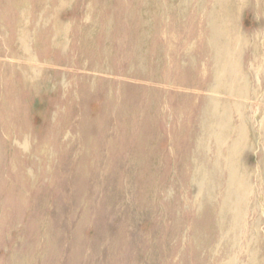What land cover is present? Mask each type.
<instances>
[{"label":"rangeland","instance_id":"374dc122","mask_svg":"<svg viewBox=\"0 0 264 264\" xmlns=\"http://www.w3.org/2000/svg\"><path fill=\"white\" fill-rule=\"evenodd\" d=\"M256 1L236 21L244 47L235 90L245 100L204 88L216 67L201 33L212 0H0V264H264ZM234 139L232 162L255 198L238 215L230 200L219 222L199 198L212 183V197L222 196V152Z\"/></svg>","mask_w":264,"mask_h":264},{"label":"bare ground","instance_id":"6f19581e","mask_svg":"<svg viewBox=\"0 0 264 264\" xmlns=\"http://www.w3.org/2000/svg\"><path fill=\"white\" fill-rule=\"evenodd\" d=\"M68 1V0H67ZM183 1H186V0H183ZM211 1V0H210ZM241 1H243L242 2V4H241ZM245 1L246 0H212V3H210V4H213L214 5V9H212V12L210 13L209 11V13H207V15H206V17L205 16H203V17H205V20L202 22V31H201V33H202V35H203V37H204V39H205V46H206V53H207V55L210 57V59H212V62H214L215 63V65H216V67H215V69H213L215 72V74L213 73V70H212V72H211V77H212V79L209 81L210 83H208V84H206V87H204L205 89H207V90H211V91H213L214 93L216 92V93H221V94H224V96H226L225 94H227V96L229 95V96H236V98H237V96L238 97H245V100H248V99H250V98H248V99H246L247 98V96L246 95H244V92H238V91H236L235 89H236V87L238 88V86L240 87V84H242V82H243V77L238 73V70H239V68H240V66H239V64L237 63V57H238V54H239V52L241 51V49L244 47V44H242L241 43V41H242V38H243V36L238 32V28H237V26H236V21H237V15L239 14V12H240V10H241V8H242V6H244L245 4H247V3H245ZM257 1H259L258 2V5H259V3H260V5H259V12L260 13H262V14H264V0H257ZM257 1H256V3H257ZM65 3H66V1H65ZM69 3H70V1H69ZM69 3H68V5H69ZM189 3H190V0H189ZM188 3V4H189ZM196 3H197V1H196ZM62 4V3H61ZM186 4V3H185ZM201 3H199V5H200ZM63 5H64V7H65V4H64V1H63ZM67 5V4H66ZM67 5V6H68ZM198 5V6H199ZM205 5V4H204ZM207 5H209V3L207 4ZM179 6V5H178ZM181 6V5H180ZM187 6V5H186ZM189 6V5H188ZM195 6V5H194ZM61 7H63L62 5H61ZM61 7H58L57 9H59V8H61ZM63 7V8H64ZM200 7V6H199ZM209 7V6H208ZM178 8V7H177ZM185 8V7H184ZM189 8V7H188ZM204 8V7H203ZM62 9V8H61ZM180 9V8H179ZM185 10H186V8H185ZM195 10V9H194ZM198 10V9H197ZM199 10H201V9H199ZM205 10V9H204ZM193 11V10H192ZM55 12V11H54ZM168 12H170V10L168 9ZM185 12V11H184ZM201 12H202V10H201ZM205 12V11H204ZM51 13V12H50ZM55 14V13H54ZM180 14V16H181V14H182V11L180 12H177V15H179ZM184 14V13H183ZM203 15V13L201 14V16ZM21 16V15H20ZM58 16V15H57ZM38 17V16H37ZM43 18V17H42ZM47 18V17H46ZM40 19V18H39ZM54 19H55V17H54ZM178 19V18H177ZM180 19H182V18H180ZM197 19V18H196ZM56 20V19H55ZM54 20V21H55ZM105 24V23H104ZM59 25V24H58ZM242 25V24H241ZM55 26V25H54ZM108 26V25H107ZM260 26V25H259ZM41 27V26H40ZM45 27V26H44ZM57 29V28H56ZM51 30V29H50ZM55 32H56V30H55ZM108 34V33H107ZM19 36V35H18ZM28 36V35H27ZM146 38V37H145ZM20 40V39H19ZM249 40H250V37H249ZM263 42H264V40H262ZM251 42V41H250ZM23 43V42H22ZM247 43V42H246ZM250 44V43H249ZM248 44V45H249ZM254 44V43H253ZM256 44V43H255ZM262 44V43H261ZM247 45V44H246ZM250 46V45H249ZM256 46V45H255ZM262 46V45H261ZM156 47H158V46H156ZM251 47H252V45L250 46V49H251ZM264 47V46H263ZM262 48V47H261ZM248 49H249V47H248ZM253 49H255V48H253ZM259 50V49H258ZM264 50V49H263ZM186 51V50H185ZM252 51H254V50H252ZM143 52V51H142ZM247 52V51H246ZM232 55H231V54ZM258 53V52H257ZM257 53H255V55H258ZM26 54H24V56H25ZM260 55V54H259ZM263 55V54H262ZM249 56V55H248ZM247 56V57H248ZM251 58V57H250ZM258 58V57H257ZM262 58V57H261ZM23 59V58H22ZM255 59V58H254ZM263 59H264V57H263ZM251 60V59H250ZM262 60V59H261ZM211 61V60H210ZM249 61V60H248ZM260 61V60H259ZM250 63H252L251 61H250ZM148 64V63H147ZM201 64V63H200ZM260 64V63H259ZM258 65V64H257ZM260 66V65H259ZM262 67H263V65H261ZM261 66H260V68H261ZM100 67V66H99ZM248 67V66H247ZM146 68V67H145ZM229 68H231L232 70H234L233 72H235V74H234V76L232 77V78H230V79H227L228 77H227V75H228V73H227V71H228V69ZM249 68V67H248ZM21 69V68H20ZM100 69V68H99ZM244 69V68H243ZM39 70V69H38ZM86 70V69H85ZM210 70V69H209ZM29 71H30V69H29ZM246 71V70H245ZM257 71V70H256ZM261 71V70H260ZM259 71V72H260ZM210 72V71H209ZM247 72V71H246ZM245 72V73H246ZM264 72V71H263ZM123 73V72H122ZM263 74V73H262ZM243 75H244V73H243ZM249 75H250V73H249ZM264 75V74H263ZM260 76V75H259ZM264 77V76H263ZM245 78H246V76H245ZM173 79V78H172ZM262 79V78H261ZM246 80V79H245ZM40 81V80H39ZM250 81V80H249ZM263 81V80H262ZM261 82V81H260ZM264 82V81H263ZM251 83V82H250ZM243 84H245V83H243ZM181 85V84H180ZM261 85V84H260ZM259 85V86H260ZM243 86V85H242ZM248 86H249V84L247 85V88H248ZM253 86V85H252ZM245 87H246V85H245ZM254 88V87H253ZM239 89V88H238ZM237 89V90H238ZM241 89H242V87H241ZM244 90H245V88H244ZM243 90V91H244ZM252 90V89H251ZM254 90V89H253ZM250 91V90H249ZM257 91V90H256ZM251 92H253V91H251ZM250 92V93H251ZM153 93V92H152ZM263 93V92H262ZM209 94H212V92H210ZM245 94H247V92L245 91ZM156 95V94H155ZM216 95V94H215ZM214 94H213V96H215ZM255 95H257V94H255ZM258 95H259V93H258ZM221 96H223V95H221ZM223 96V97H224ZM253 97H255V96H253ZM259 97V96H258ZM263 97V96H262ZM218 98V97H217ZM222 98V97H221ZM234 97H232V99H233ZM208 99V98H207ZM211 99V98H210ZM229 99V98H228ZM240 99V98H239ZM212 100V102L214 101L215 102V100H213V99H211ZM218 100V102H219V100H221V99H217ZM223 100H226V97L225 98H223ZM256 100V99H255ZM260 100V99H259ZM258 100V101H259ZM210 101V100H209ZM252 101H253V99H252ZM262 101V100H261ZM264 101V100H263ZM233 102V101H232ZM256 102V101H255ZM211 103V102H210ZM224 103H225V105H226V103H227V100L226 101H224ZM236 103V102H235ZM244 103H246V102H244ZM260 103V102H259ZM259 103H258V106H259ZM264 103V102H263ZM218 104V103H217ZM220 104H222V103H220ZM249 104V103H248ZM211 105H212V103H211ZM214 105V104H213ZM229 105H231V104H229ZM204 106H206V105H204ZM237 105H235L234 107H236ZM243 103H242V108H243ZM250 106V105H249ZM252 106V105H251ZM209 107H211V106H209ZM214 107V106H213ZM215 107H216V105H215ZM221 107H223V105L221 106ZM226 108H228V104H227V107H225V108H222L221 110L223 111L224 109H226ZM245 108V107H244ZM243 108V109H244ZM259 108V107H258ZM206 109H208L207 108V106H206ZM210 109H212V108H210ZM230 109V108H229ZM246 109V108H245ZM227 110V109H226ZM226 110H224L223 112H225ZM237 110V109H236ZM262 110V109H261ZM153 111V110H152ZM202 111V110H201ZM219 111V110H218ZM218 111H217V113H218ZM228 112L230 111V110H227ZM227 111H226V113H227ZM259 111H260V108H259V110H258V113H259ZM203 112H204V110H203ZM210 112V111H209ZM213 112V111H212ZM202 112H200V114H201ZM206 114L208 113V111L207 112H205ZM203 114V115H206V114ZM213 113H215V112H213ZM220 113H222L221 111H220ZM220 113H219V115H220ZM231 113H233V112H231ZM243 113H244V111H243ZM242 113V114H243ZM246 114H247V111L245 112ZM261 113H262V111H261ZM223 114V113H222ZM238 114V113H237ZM241 114V115H242ZM248 114H249V112H248ZM248 114H247V116H248ZM225 115V114H224ZM227 115L229 116L230 115V113L228 114L227 113ZM207 116V115H206ZM208 116H209V113H208ZM212 116H213V114H212ZM239 116V115H238ZM210 117V116H209ZM225 117V116H224ZM242 117V116H241ZM244 117V116H243ZM213 118V117H212ZM216 118H217V116H216ZM215 118V119H216ZM221 118H222V116H221ZM220 118V119H221ZM226 118V117H225ZM224 118V119H225ZM234 118H237V117H234ZM239 118V117H238ZM248 118V117H247ZM252 118V117H251ZM204 119V118H203ZM208 119V118H207ZM210 119V118H209ZM223 119V118H222ZM221 119V120H222ZM227 119V118H226ZM225 119V120H226ZM231 119V118H230ZM258 119V118H257ZM250 120V119H249ZM249 120L247 121V122H249ZM204 121H206V119L204 120ZM203 121V122H204ZM209 121V120H208ZM210 121H211V119H210ZM215 121V120H214ZM213 121V122H214ZM217 121H218V119H217ZM244 121V120H243ZM257 121V120H256ZM202 121H201V123H203ZM224 122V121H223ZM228 122V121H227ZM229 122H232V121H229ZM251 122V121H250ZM210 123V122H209ZM211 123H212V121H211ZM218 123V122H217ZM240 123H242V122H240ZM262 123H264V122H262ZM199 124V123H198ZM222 124V123H221ZM220 124V125H221ZM228 124H230V123H228ZM236 124H239V123H236ZM235 124V125H236ZM243 124V123H242ZM242 124H240V125H242ZM250 124V123H249ZM202 125V124H201ZM201 125H200V127H201ZM206 125H208V124H206ZM210 125V124H209ZM212 125V124H211ZM218 125V124H217ZM219 125V126H220ZM230 125H232V124H230ZM213 126V125H212ZM218 126V127H219ZM223 126V125H222ZM222 126L221 127H219V129L221 130V128H222ZM250 126V125H249ZM254 126V125H253ZM262 126V125H261ZM216 127V126H215ZM226 127H228L227 126V123H226ZM236 127V126H235ZM263 127V126H262ZM202 128H205V127H203L202 126ZM209 128H210V126H208V130H209ZM241 130H240V129ZM239 128L237 129V130H239V131H242V128H241V126H239ZM250 129H251V127H249ZM225 129V128H224ZM230 129H232V128H230ZM234 129V128H233ZM260 129V128H259ZM203 130H205V129H203ZM207 130V131H208ZM254 130V129H253ZM206 131V132H207ZM225 131H227V130H225ZM232 131V130H231ZM234 131H236V130H234ZM238 131V132H239ZM256 131H258V130H256ZM262 131H263V129H262ZM216 132V131H215ZM214 132V133H215ZM219 132V131H218ZM222 132H223V130H222ZM230 132V131H229ZM244 132H245V130H244ZM248 132V131H247ZM205 133V132H204ZM208 133H210V130H209V132ZM213 133V132H212ZM211 133V134H212ZM221 133V132H220ZM224 133V132H223ZM222 133V134H223ZM233 133V132H232ZM240 133V132H239ZM238 133V134H239ZM249 133V132H248ZM247 133V136L249 137V134ZM252 133V132H251ZM255 133V132H254ZM253 133V134H254ZM257 133V132H256ZM217 134V133H216ZM221 134V135H222ZM226 134V133H225ZM242 134V133H241ZM205 135V134H204ZM207 135V134H206ZM209 135V134H208ZM207 135V136H208ZM221 135H219V136H221ZM233 135H234V133L232 134V135H230V136H232L233 137ZM242 135H244V133L242 134ZM218 136V137H219ZM228 136V135H227ZM236 136H237V134H236ZM240 136V135H239ZM254 136V135H253ZM209 137H211V135L209 136ZM213 137V136H212ZM217 137V138H218ZM222 137V136H221ZM223 137H225V136H223ZM232 137H231V139H232ZM244 137V136H243ZM200 138V137H199ZM205 138V137H204ZM208 138V137H207ZM206 138V139H207ZM241 138V139H240ZM250 138V137H249ZM252 138V137H251ZM253 138H255V137H253ZM202 139V138H201ZM212 139H214V138H212ZM219 139V138H218ZM222 140H223V138H221ZM238 139H240L239 141H241L242 140V136L241 137H239ZM198 140V139H197ZM200 140V139H199ZM198 140V141H199ZM225 140H226V138H225ZM229 140V139H228ZM246 140H248V139H246ZM197 141V142H198ZM216 141H219V140H215V142ZM239 141H235V139L234 140H232L231 142H229L228 143V145L227 146H225L223 149V152H222V156L224 157V163H223V165H224V167H226L225 169L227 170V172H225L224 174H226V176L225 177H228V179H226L225 177V179L227 180H225V183L227 182V185H226V187H225V189H224V191H220L221 193H222V196H219V193H216V195L214 196V197H212V194H213V190H212V186L215 184V183H212L213 185H211V187H210V189L208 188V187H206L207 185H210V184H207V182H206V184L207 185H205V188H204V190H203V193L201 194L202 196L199 198V197H197V199L199 198V200H200V203H201V205H202V207H204L205 209H209L210 211H211V214H212V216L213 217H215V219H219L220 217L222 218V217H226L227 216V214H226V212H227V209H228V207L230 206V207H232L231 206V201H232V199H233V209L235 210V211H237V212H235V214L237 213V215H238V213L240 212V210H242L241 208L242 207H245V205H252L251 203L253 202V199L255 198V196L253 195V192L254 191H247V193L245 192L247 189H248V187H249V185H244L243 183H244V178H243V180L242 179H240V173H238L237 171V168L239 167V166H235L234 165V163H235V160H234V162H232V155L234 154V155H236L235 154V151H239V149H241V148H238L239 146H240V144H239ZM244 141V140H243ZM248 141H250V140H248ZM252 141V140H251ZM250 141V143H252ZM196 142V141H195ZM200 142L201 141H199L198 143H199V145L200 146H202V144H200ZM220 142V141H219ZM219 142L218 143H215V145L216 144H219ZM242 142V141H241ZM206 143L208 144V142H207V140H206ZM221 143V142H220ZM226 143V142H225ZM245 143H246V141H245ZM263 143V142H262ZM207 144H204V142H203V146L202 147H204L205 145H207ZM211 144V143H210ZM209 144V145H210ZM212 144H213V141H212ZM196 145H197V143H196ZM214 145V144H213ZM220 145V144H219ZM245 145V144H244ZM249 145V144H248ZM252 145V144H251ZM254 145V144H253ZM261 145H264V143L263 144H261ZM215 147V146H214ZM216 147H218V146H216ZM243 147V146H242ZM247 147V146H246ZM194 148V147H193ZM205 148H206V146H205ZM220 148L222 149V146H220ZM244 148V147H243ZM253 148V147H252ZM264 148V147H263ZM212 150V149H211ZM216 150V149H215ZM195 151V153L197 152V150H194ZM193 151V152H194ZM221 151V150H220ZM218 152V151H217ZM200 153V152H199ZM203 153V152H202ZM201 153V154H202ZM215 154H216V152H214ZM213 153V154H214ZM239 153V152H238ZM212 154V153H211ZM218 155H220V154H218ZM192 157V156H191ZM217 157V156H216ZM234 157H236V156H234ZM262 158H263V156H261ZM211 159V158H210ZM226 159V160H225ZM236 159V158H235ZM245 159V158H244ZM259 159V158H258ZM264 159V158H263ZM193 160V161H192ZM219 160V159H218ZM190 161H192L193 163H194V159H191ZM225 161H226V164H229V165H226L225 164ZM237 161V160H236ZM213 163H215V161L213 160ZM213 163H211V164H213ZM218 164H219V162H217ZM222 163V162H221ZM245 163V162H244ZM261 163V162H260ZM192 164V163H191ZM239 164V163H238ZM262 164V163H261ZM200 165V164H199ZM220 165V164H219ZM260 165V164H259ZM263 165V164H262ZM198 166V165H197ZM201 166H202V164H201ZM194 167H196V166H194ZM263 167V166H262ZM198 168H199V166H198ZM195 168H193V170H194ZM200 169V168H199ZM202 169H204V168H202ZM223 169V168H222ZM240 169V168H239ZM261 169V168H260ZM196 170V169H195ZM194 170V171H195ZM209 170V169H208ZM224 170V169H223ZM221 171L222 173V175L221 174H219L218 173V177H216L217 179H214V180H216L217 181V183L220 181V183L222 182V181H224V179H222V177H223V172L224 171ZM198 171V170H197ZM196 171V172H197ZM204 171V173H205V169L203 170ZM207 171V170H206ZM218 171V170H217ZM240 171H241V169H240ZM261 171H262V169H261ZM214 172V171H213ZM207 173V172H206ZM252 173V172H251ZM259 173H260V171H259ZM263 173V172H262ZM191 174H193V171H192V173ZM195 174V173H194ZM192 175V176H195V175ZM199 174V173H198ZM200 174H201V172H200ZM240 174V175H239ZM208 175H210V174H208ZM215 175V174H214ZM253 175V174H252ZM260 175V174H259ZM191 176V177H192ZM201 176H203V179L204 178H206V175H201ZM200 176V177H201ZM211 176H213V174L211 175ZM210 176V177H211ZM258 176H256V178H257ZM191 179V178H190ZM193 179V178H192ZM192 179H191V182H192ZM200 179H202V177L200 178ZM202 179V180H203ZM208 179H209V177H208ZM196 180H197V178H196ZM195 180V181H196ZM215 181V182H216ZM198 182V181H197ZM200 182V181H199ZM208 182L209 183H211V182H213V181H209L208 180ZM253 182V181H252ZM257 182V181H256ZM196 183V182H195ZM204 183V182H203ZM187 184V183H186ZM223 184V183H222ZM246 184V183H245ZM204 185H203V187H204ZM216 185V184H215ZM248 186V187H247ZM251 186V185H250ZM258 186V185H257ZM263 186V185H262ZM217 187H218V185H217ZM255 186L253 185V187H251V188H254ZM264 187V186H263ZM214 188H216V187H214ZM259 188V187H258ZM220 189V188H219ZM250 189V188H249ZM248 189V190H249ZM253 190V189H252ZM218 191V190H217ZM262 191V190H261ZM258 193V192H257ZM261 193V192H260ZM189 195V194H188ZM264 195V194H263ZM238 196H240V199L238 198ZM192 197V196H191ZM194 197H196V196H194ZM194 197H193V199H194ZM243 197V198H242ZM256 197H257V195H256ZM186 199V198H185ZM196 199V198H195ZM257 199V198H256ZM231 200V201H230ZM240 200V201H239ZM197 201V200H196ZM195 201V202H196ZM257 201V200H256ZM198 203H199V201H198ZM247 203H249V204H247ZM184 204V203H183ZM185 205V204H184ZM229 205V206H228ZM193 206V205H192ZM247 206H246V210H249V208L247 209ZM200 207V206H199ZM253 207V206H252ZM254 208V207H253ZM198 209V208H197ZM200 209V208H199ZM199 209H198V212H199ZM203 209V208H202ZM231 209V208H230ZM244 209V208H243ZM253 210H255V208L253 209ZM200 211H201V209H200ZM230 211V210H229ZM234 212V211H233ZM233 212H231V213H233ZM244 212H247V211H244ZM249 212H251V211H249ZM254 212V211H253ZM201 213V212H200ZM241 214V213H240ZM246 214V213H245ZM248 214V213H247ZM254 215V214H253ZM233 216V215H232ZM241 216V215H240ZM243 216V215H242ZM244 217V216H243ZM231 218V217H230ZM233 218V217H232ZM236 218V217H235ZM245 218V217H244ZM244 218H242V219H244ZM237 219L239 220V218H238V216H237ZM250 219V218H249ZM233 220H234V218H233ZM248 220V219H247ZM221 221H223V218H222V220ZM240 222L242 221V220H239ZM246 221V220H245ZM219 222H220V219H219ZM233 221H232V219H231V221L229 222V225H230V223L231 224H233L232 223ZM236 222V221H235ZM238 222V221H237ZM253 222V221H252ZM259 222V221H258ZM243 223V222H242ZM257 223V222H256ZM221 224V223H220ZM220 224H218V226L220 225ZM224 224V223H223ZM244 224V223H243ZM250 224V223H249ZM248 224V225H249ZM252 224H254V223H252ZM251 224V225H252ZM239 224H237V226H238ZM245 225H246V223H245ZM247 225V226H248ZM223 226V225H222ZM232 226V225H231ZM228 227H230V226H228ZM235 227H236V224H235ZM240 227V226H239ZM257 227V226H256ZM219 228V227H218ZM220 228H221V225H220ZM223 228H224V226H223ZM244 228V227H243ZM250 228H251V226H250ZM228 229H230V228H228ZM233 229V226L231 227V230ZM245 229V228H244ZM246 230V229H245ZM230 231V230H229ZM227 232L226 234H229L230 232ZM235 231V230H234ZM237 231V230H236ZM219 232H220V229H219ZM218 232V233H219ZM226 232V231H225ZM239 232V231H238ZM242 232V231H241ZM245 232V231H244ZM243 232V233H244ZM251 232V231H250ZM249 232V233H250ZM220 234V233H219ZM218 234V235H219ZM253 234V233H252ZM251 234V235H252ZM255 234V233H254ZM224 235H225V233H224ZM232 236H235V235H232ZM231 236V237H232ZM248 236V235H247ZM253 236V235H252ZM256 236H259V235H256ZM218 237V236H217ZM220 237V236H219ZM223 237V236H222ZM224 238H225V236H224ZM223 238V239H224ZM226 238H227V236H226ZM235 238V237H234ZM233 238V239H234ZM242 238V237H241ZM243 238H244V234H243ZM248 238H249V236H248ZM220 239H222L221 237H220ZM221 240V241H223L224 242V240ZM236 239H237V237H236ZM256 239V238H255ZM257 239H258V237H257ZM256 239V240H257ZM215 240H217L216 238H215ZM219 240V239H218ZM227 240V239H226ZM240 240V239H239ZM247 240V238L245 239V240H243V241H246ZM260 241V240H259ZM230 242V241H229ZM236 242V241H235ZM238 242V241H237ZM251 242V241H250ZM218 243H220L219 241H218ZM227 243V242H226ZM230 243H232V242H230ZM244 243V242H243ZM249 243V242H248ZM247 243V244H248ZM261 243V242H260ZM221 244V243H220ZM219 244V245H220ZM236 244V243H235ZM251 244V243H250ZM250 244H248V245H250ZM232 245H234V244H232ZM241 245V244H240ZM255 245V244H254ZM257 245H258V243H257ZM218 246V245H217ZM223 246H224V244H223ZM235 247H237L236 245H234ZM231 247V246H230ZM251 247V246H250ZM249 247V248H250ZM258 247V246H257ZM219 248V247H218ZM240 248V247H239ZM236 249V248H235ZM248 249V248H247ZM253 249V248H252ZM256 249V248H255ZM242 250H243V248H242ZM238 251V250H237ZM255 251V250H254ZM258 251H259V249H258ZM264 251V250H263ZM228 252H230V250H228ZM256 252V251H255ZM254 252V253H255ZM242 253V252H241ZM259 253V252H258ZM231 254V253H230ZM243 254V253H242ZM245 254H247V253H245ZM250 254H251V252H250ZM232 255L234 256V254L232 253ZM237 255V254H236ZM241 254H239V256H240ZM254 255V254H253ZM242 256V255H241ZM240 256V257H241ZM254 256H256V255H254ZM257 256H258V254H257ZM212 257V256H211ZM232 257V256H231ZM226 258V257H225ZM233 258V257H232ZM236 258V257H235ZM247 258H249V257H247ZM252 258H253V256H252ZM237 259V258H236ZM251 259V258H250ZM260 260V259H259ZM221 261V260H220ZM227 261H228V259H227ZM232 261V260H231ZM231 261H228V262H231ZM244 261V260H243ZM228 262H227V264H228ZM237 262V261H236ZM248 262H249V260H248ZM247 262V263H248ZM223 263V262H222ZM222 263H220V264H222ZM244 263H246V262H244ZM250 263H251V261H250ZM226 264V263H225ZM230 264V263H229ZM231 264H233V263H231ZM254 264V263H253ZM258 264V263H257Z\"/></svg>","mask_w":264,"mask_h":264}]
</instances>
